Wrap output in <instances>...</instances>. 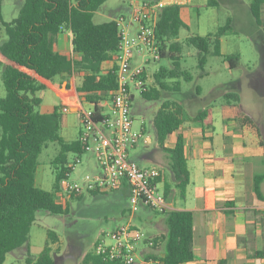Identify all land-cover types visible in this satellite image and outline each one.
Masks as SVG:
<instances>
[{
	"label": "trees",
	"instance_id": "1",
	"mask_svg": "<svg viewBox=\"0 0 264 264\" xmlns=\"http://www.w3.org/2000/svg\"><path fill=\"white\" fill-rule=\"evenodd\" d=\"M106 0H24L19 14L11 21H3L6 38L0 43V56L5 59L3 84L6 94L0 97V264L7 253L27 246L30 228L35 222L36 212L40 209L52 214L66 212L55 193L58 181L70 171L67 153L81 154L83 144L78 138L67 141L60 135L61 110L40 112L35 108L41 103L36 91L48 87L54 77L67 79L74 71H85L76 85L80 96L92 104L99 113L101 101L111 97L116 87L115 66L101 71L103 61L110 60L119 44V29L114 20L95 23L93 16ZM214 3L209 0V4ZM181 6L170 4L158 10L156 35L160 42V58H169L170 68L160 67L154 73L156 85L141 91L146 99H159L166 90L178 91L179 82L167 84L168 79L183 76L189 81L191 76L181 70V45L175 42L179 31L186 27L180 14ZM249 11L255 25L264 34V0H250ZM230 28V22L219 26L216 32L207 35H190L185 41L198 50L197 65L203 71L207 55L222 57L230 68L236 67L239 55L222 54L220 37ZM69 29L73 34V51L77 59L67 57L55 49L57 34ZM226 102L239 101L237 92L223 93ZM183 105L165 99L162 101L154 119L153 126L159 144L176 132L175 142L169 148V170L179 191L185 197L190 172L185 157V143L178 131L183 123ZM210 114L204 107L191 116L194 121L202 122ZM99 118V115L97 116ZM56 142L58 153L53 158L55 165V191H47L35 184L39 166V155L49 143ZM255 177V191L260 196L258 181ZM160 180L161 178L158 177ZM128 186L123 183L122 188ZM98 191L99 189H95ZM163 194L169 196L168 185ZM167 240L163 264H180L193 258L194 226L192 212L189 210L166 211ZM48 241L30 264H55L52 257V242L57 239L54 231L48 230ZM91 261L92 263H89ZM109 264L102 262L91 252L86 253L81 264Z\"/></svg>",
	"mask_w": 264,
	"mask_h": 264
},
{
	"label": "rangeland",
	"instance_id": "2",
	"mask_svg": "<svg viewBox=\"0 0 264 264\" xmlns=\"http://www.w3.org/2000/svg\"><path fill=\"white\" fill-rule=\"evenodd\" d=\"M16 1L18 0H4L2 4L0 0L5 19L12 20L18 16L24 0L19 5H16ZM142 1L147 0H136L138 3ZM148 1L156 3L157 12L166 5L181 6L182 19L187 26L180 29L178 36L180 39L176 38L177 40L174 39V41L181 45V70L188 71L191 78L189 81H185L183 76L168 79L166 82L170 86L178 81L180 89L178 91L166 90L159 99H146L139 89H132L130 111L133 128L138 131L143 128L151 140L148 144L140 140L129 151V157L141 167L156 166L152 163H157L158 159L163 156L169 158V151L159 144L153 126V119L165 99L181 103L184 108L183 119L188 120L199 109L211 106L217 108L221 107V104L223 112L232 113L233 108L228 107L227 109L223 93L235 91L239 94V101L230 100L235 103L236 109L234 110L251 116L260 130L264 131L262 126L264 124V34L255 25L249 11L250 0H213L212 4H209V0ZM129 5V0H106L94 13L93 21L101 23L124 16L125 23L130 24ZM14 12L15 15H12ZM227 21L230 22V28L222 36L224 47L227 53L240 55L237 65L230 68L223 58L208 54L202 71L197 65L198 50L186 44V35L204 36L216 32L217 28L225 25ZM130 28L134 32L137 24L131 22ZM5 38V31L3 27H0V43ZM5 62V59L0 56V97L6 94L2 78ZM134 62L143 64L146 69L147 88L156 85L154 73L160 67L170 68L172 66L169 58H150L148 62H142V57L137 54L134 55ZM60 79V76H56L48 88L36 91L35 95L41 98V103L35 109L46 112L59 107L63 121L67 115L62 110L63 106L67 105L71 99L64 95L65 91L59 84ZM85 106L90 105L85 102ZM214 112L213 118L219 120L220 113ZM77 125V118L74 117L68 132L62 128L60 133L72 139L76 135ZM58 150V144L51 142L43 148L39 155L40 166L44 174L41 188L47 191H55L56 170L52 160ZM147 153H150L151 161L143 158V155ZM75 156L73 152L67 153V162H72ZM102 173V168L92 148L81 153L80 162L70 170L68 177L69 181L77 182L81 186V194L68 196L66 192L59 189L61 195L56 196L55 193V197L63 198V204L67 208L66 212L52 214L43 209L38 210L29 232V250H26L28 245H25L7 253L3 264H27L24 260L27 255L37 257L48 241V230L54 231L61 241V247L55 249V253L62 250L63 258L57 259L56 264H77L80 261V252L91 251L92 243L101 236V232H109L117 225L125 223L131 207L128 196L118 189L96 191L92 186L95 179ZM136 214L146 219L143 222L138 218L134 220L135 226L140 228L145 235H148L147 231L151 229L150 220H158L162 217V213L142 206L138 207Z\"/></svg>",
	"mask_w": 264,
	"mask_h": 264
},
{
	"label": "crops",
	"instance_id": "3",
	"mask_svg": "<svg viewBox=\"0 0 264 264\" xmlns=\"http://www.w3.org/2000/svg\"><path fill=\"white\" fill-rule=\"evenodd\" d=\"M21 2L22 0L16 1V5ZM1 3L3 4L4 0H1ZM12 15H15V12ZM0 17L3 21H11L3 17L1 6ZM72 40L71 30L65 29L57 34L54 47L67 57L77 59L78 55L73 51ZM220 49L222 54L235 55L226 52L222 36L220 37ZM113 56L114 53L110 60L101 63V71L113 67ZM132 63L135 64L134 57ZM85 74V71H74L67 79L61 78L59 82L65 91L64 95L71 99L67 105L63 106L68 110L64 111L67 115L63 121L61 119L60 130L63 128L68 132L74 117L78 122L74 138L68 139L60 133L67 141L78 138L80 132L77 99L83 96L76 91V85ZM110 107L111 98L109 97L98 105L99 113L108 112ZM221 107H208L210 114L202 122L194 121L191 117L188 120L184 119L178 129L184 138L185 157L190 172V181L186 186L184 198L179 197L178 188L169 170V158L163 156L158 159L157 163L152 164L161 170V189L163 190L165 185H168L167 201L170 203V210L192 212L193 258L180 264H264V131L260 130L251 116L234 110L236 109L235 103H227V109L228 107L233 108L232 113L223 112ZM214 111L220 113L219 120L213 118ZM262 126L264 130V124ZM175 138L176 132L167 137L163 147L172 148ZM149 155L150 153L144 154L143 158L151 161ZM43 176V170L39 164L35 175V184L39 187L42 185ZM256 176H262L258 181L260 196L255 191ZM118 190L128 196V186L124 188L121 186ZM58 195L61 194L56 192V196ZM56 201L64 206L63 198H56ZM136 218L141 222L146 220L144 216L137 215L136 212L131 215L129 211L126 221L131 220L134 224ZM149 226L151 229L147 231L148 236H155L158 241L154 247L141 246V254L160 258L165 252L167 240L166 212L162 213L160 219L150 220ZM95 242L92 243L91 251L80 252V261L77 264L83 262L86 253L93 254ZM27 245L26 250L28 251L29 236ZM59 246L61 247V241L57 236V239L50 242L55 264L63 253L62 250L55 253V249ZM36 258L27 255L24 260L28 264L34 262ZM89 263L92 262L89 261ZM97 263L102 264L99 261Z\"/></svg>",
	"mask_w": 264,
	"mask_h": 264
},
{
	"label": "built area",
	"instance_id": "4",
	"mask_svg": "<svg viewBox=\"0 0 264 264\" xmlns=\"http://www.w3.org/2000/svg\"><path fill=\"white\" fill-rule=\"evenodd\" d=\"M131 22L137 24L132 32L125 17L115 19L119 29L118 49L114 52L116 87L111 93V107L106 113H97L92 104L84 97H78L80 115L79 141L83 150L95 151L102 168V175L94 183L95 189H118L126 183L129 188L128 198L131 203L130 214L138 207H146L163 213L171 209L160 187L161 170L156 166L141 167L129 157V151L142 140L148 144L151 140L144 129L133 128L131 115L132 89L140 91L147 88V72L141 63H132L135 54L142 57V62L150 58H160V42L156 35L158 12L151 1L136 2L129 0ZM85 102L90 106L86 107ZM67 111V107H63ZM99 115V118L97 116ZM80 162V154L68 163L71 170ZM70 171L58 181V188L68 196H77L82 192L77 182L68 180ZM61 194V193H60ZM157 237L148 236L135 226L131 220L119 224L101 236L93 245V254L102 262L116 264H163L159 258L143 256L141 246L154 247Z\"/></svg>",
	"mask_w": 264,
	"mask_h": 264
}]
</instances>
